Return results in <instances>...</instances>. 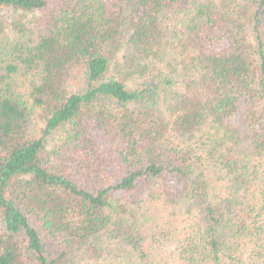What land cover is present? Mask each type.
I'll return each instance as SVG.
<instances>
[{
  "label": "trees",
  "instance_id": "trees-1",
  "mask_svg": "<svg viewBox=\"0 0 264 264\" xmlns=\"http://www.w3.org/2000/svg\"><path fill=\"white\" fill-rule=\"evenodd\" d=\"M0 264H264V0H0Z\"/></svg>",
  "mask_w": 264,
  "mask_h": 264
}]
</instances>
